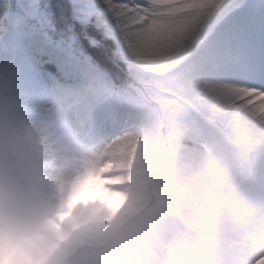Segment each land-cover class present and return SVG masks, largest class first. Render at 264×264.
I'll return each mask as SVG.
<instances>
[{
    "label": "rangeland",
    "instance_id": "374dc122",
    "mask_svg": "<svg viewBox=\"0 0 264 264\" xmlns=\"http://www.w3.org/2000/svg\"><path fill=\"white\" fill-rule=\"evenodd\" d=\"M2 1L0 35L26 56L31 49L20 30L23 20L33 23L40 59L19 89L34 113L0 115V264H91L95 259L86 253L78 257L81 246L123 223L122 236L93 264H264V0H249L233 20L223 19L192 56L180 50L165 23L140 44L119 37L144 69L172 74L188 120L168 110L162 126L148 106L117 95L105 75L53 39L38 6L25 8L8 26ZM73 1L83 7L96 0ZM174 1L151 0L149 8L166 20V6ZM46 63L57 68L56 86ZM14 77L20 80L19 73ZM81 99L93 100V115L85 120L72 117ZM248 107L256 115L252 121L241 113ZM104 125H117V132L109 134ZM192 125L206 147L197 155L203 165L181 169L175 148L163 157V186L178 210L161 197L135 216L147 203L160 131L172 145ZM246 144L253 145L249 155L239 148ZM97 218L103 222L89 237L84 229ZM68 221L78 229L66 227Z\"/></svg>",
    "mask_w": 264,
    "mask_h": 264
},
{
    "label": "trees",
    "instance_id": "16d2710c",
    "mask_svg": "<svg viewBox=\"0 0 264 264\" xmlns=\"http://www.w3.org/2000/svg\"><path fill=\"white\" fill-rule=\"evenodd\" d=\"M15 1L7 2L6 10L9 16L23 8L21 3L16 4ZM244 1L181 0L171 8L173 17L170 30L179 40L183 50L193 52L220 18L235 13ZM26 4H39L43 14L42 20L45 24L53 26L56 37L70 41L92 64L107 72L119 92H129L146 102L154 112H159L161 103L169 96L168 91H165L167 86L142 69L139 63L117 44L121 35L138 44L141 43L143 35L150 37L161 31L162 23L151 18L150 11L146 8V0H97L86 8H75L71 0H26ZM8 61L9 59L2 56L0 42V73L3 74V79L0 80V109L4 103L12 100L3 91L9 83L5 68ZM177 112L181 113L179 110ZM244 114L250 119L254 118L253 113L246 111ZM175 144L184 159L181 166L188 165L193 168L195 153L200 149L195 135L187 134ZM159 145L162 148L167 147L164 136H161ZM112 239L113 236L96 245L105 247Z\"/></svg>",
    "mask_w": 264,
    "mask_h": 264
},
{
    "label": "bare ground",
    "instance_id": "6f19581e",
    "mask_svg": "<svg viewBox=\"0 0 264 264\" xmlns=\"http://www.w3.org/2000/svg\"><path fill=\"white\" fill-rule=\"evenodd\" d=\"M95 71H96V70H95ZM101 74H102V73H101ZM80 81H81V79L78 78V79L76 80V83H78V82H80ZM109 97H111V95H109ZM111 103H112V101H109L108 104H111ZM102 109H103V107H102ZM207 253H208L210 256H211L212 254H214L213 248H212V247H209ZM203 264H209L208 260H207V259L204 260Z\"/></svg>",
    "mask_w": 264,
    "mask_h": 264
}]
</instances>
